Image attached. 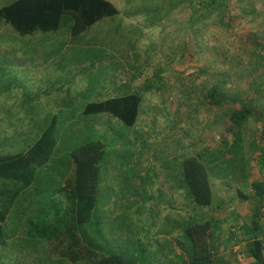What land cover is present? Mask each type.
Here are the masks:
<instances>
[{
	"label": "rangeland",
	"instance_id": "obj_1",
	"mask_svg": "<svg viewBox=\"0 0 264 264\" xmlns=\"http://www.w3.org/2000/svg\"><path fill=\"white\" fill-rule=\"evenodd\" d=\"M8 1L0 0V6ZM108 1L118 13L75 36L65 48L59 44L70 31L67 24L57 32L26 36L0 24V155L26 151L54 118L53 158H65L69 150L99 141V206L104 220L114 223L106 226L108 240L123 246L120 227L125 222L114 220L120 213L143 208L134 221L140 229L149 227L159 248L163 239H170L156 234L162 224L168 229L172 225L167 216L178 219V213H190L176 189L175 171L185 158L205 150L216 153L232 142L238 129L230 115L240 110L241 100L250 101L253 116L239 129L249 179L241 182L238 170L214 178V201L224 203L218 216L225 219V237L251 212L236 190L250 196L249 184L264 182V165L255 159L264 148V55L252 44H264V0H227L233 10L223 19L216 12L195 13L187 3L179 7V0ZM45 36L50 39L43 47ZM56 36L59 39H52ZM31 40L34 47L28 44ZM48 47L47 59L42 52L35 55ZM212 85L232 102L210 104L206 91ZM132 91L144 97L133 127L110 114L82 115L89 102ZM128 200L135 206L129 208ZM150 210H159L160 216ZM240 246L232 248L231 264H249L240 257ZM156 255L161 263L169 258ZM2 257L0 264H40L28 252L19 254L18 261Z\"/></svg>",
	"mask_w": 264,
	"mask_h": 264
},
{
	"label": "trees",
	"instance_id": "obj_2",
	"mask_svg": "<svg viewBox=\"0 0 264 264\" xmlns=\"http://www.w3.org/2000/svg\"><path fill=\"white\" fill-rule=\"evenodd\" d=\"M186 3L195 13L216 12L221 19L230 16L233 10L227 0H179L178 5ZM117 13V8L108 0H11L0 6V24L10 25L22 36L57 32L67 24L71 35L78 36ZM252 44L264 55V44L255 40ZM206 94L209 103L217 107L232 102L214 85ZM143 102V95L132 91L89 102L82 115L110 114L133 127ZM253 110L252 102L241 100L240 110L230 115L238 129L234 140L223 144L216 153L205 150L181 162L173 179L183 196L182 204L190 213H178V219L167 216L166 221L172 225L168 229L167 224H162L156 234L169 235L170 239H163L159 248L156 240L151 239L149 227L140 226V229L134 221L143 208L129 210L127 215L120 213L114 220L116 224L119 220L125 222L120 227L125 236L123 246L116 247L114 241L108 240L106 226L114 227V223L104 220L99 206L103 145L91 141L69 150L65 158H53L54 118L26 151L0 155V247L4 248L0 258L5 255L2 258H9V262L13 257L18 261L19 254L28 252L40 264H231L232 248L243 244L238 250L243 261L264 264V182H251L253 194L250 196L237 189L238 198L250 204L251 212L225 237L222 234L225 219L218 216L224 203L214 201L210 184V177L234 175L235 170L242 173L241 182L248 181L249 159L242 155L239 129L253 116ZM260 117L264 127L263 112ZM257 154L260 158L255 159L263 166L264 148L260 147ZM128 201L129 208L135 206L134 200ZM152 214L159 217L160 211ZM156 254L169 258L161 263Z\"/></svg>",
	"mask_w": 264,
	"mask_h": 264
},
{
	"label": "crops",
	"instance_id": "obj_3",
	"mask_svg": "<svg viewBox=\"0 0 264 264\" xmlns=\"http://www.w3.org/2000/svg\"><path fill=\"white\" fill-rule=\"evenodd\" d=\"M92 27V26H91ZM86 31H84L82 34H84ZM52 33V32H51ZM36 34V33H35ZM35 34H33V35H35ZM46 33H41L40 35H45ZM81 34V35H82ZM36 37V36H35ZM39 37V36H38ZM74 38H75V36H72L71 35V33H70V31L68 30V34H66L65 35V37H63L62 38V41L63 42H61L60 44H59V46H60V48L61 47H63V48H65V47H68L69 45H71V44H73V42H74ZM49 37H46L45 36V38H43V39H41L42 40V46L43 47H45V45H47L46 43H48L49 42ZM52 39H59V37L58 36H56V37H52ZM28 44L30 45V46H33L34 47V45H36V42L35 41H33V40H31V42H28ZM58 46V47H59ZM50 50V48L48 47V48H45V49H41V48H39L36 52H35V55L37 56L39 53H43V55H42V57L44 58V60L45 59H47L48 58V55L46 54V52H48ZM86 54H88L89 53V51H86L85 52ZM84 53V54H85ZM86 62H87V60H85ZM85 61H82V63H80V64H83V62H85ZM90 64H91V66L94 64L93 63V61L92 62H90ZM223 178H226V176H223ZM257 182H260V180H256ZM210 184H211V188H212V191H213V195H214V187H216V186H214L215 185V179L214 178H212V177H210ZM220 185V187L222 186L223 187V184L222 183H220L219 184ZM236 193H237V190H236ZM218 203H223V200H218Z\"/></svg>",
	"mask_w": 264,
	"mask_h": 264
}]
</instances>
